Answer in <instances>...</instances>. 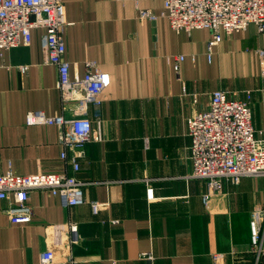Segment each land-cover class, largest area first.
I'll return each mask as SVG.
<instances>
[{"label": "crops", "instance_id": "1", "mask_svg": "<svg viewBox=\"0 0 264 264\" xmlns=\"http://www.w3.org/2000/svg\"><path fill=\"white\" fill-rule=\"evenodd\" d=\"M63 3L72 23L64 32L71 78L83 77L87 60L110 74L100 106L87 110L99 139L84 145L74 172L60 157L63 149L71 155L60 141L62 127L26 124L33 110L73 117V103L61 101L56 68L43 63L42 29L32 30L28 45L0 50V170L65 172L88 182L83 203L69 207L48 190H32L29 221L11 220L0 199V264H60L68 250L79 264H264L250 252L249 226L253 207L264 208V177L244 176L236 185L223 180L204 204L207 182L190 176L186 122L208 108L213 91L242 98L249 90L252 123L264 137L257 54L264 32L249 24L222 34L208 56L210 30L175 32L161 15L164 0ZM139 9L156 19H139ZM177 55L184 56L178 72ZM70 224L77 226L75 243ZM45 250L52 262L40 261Z\"/></svg>", "mask_w": 264, "mask_h": 264}, {"label": "built area", "instance_id": "2", "mask_svg": "<svg viewBox=\"0 0 264 264\" xmlns=\"http://www.w3.org/2000/svg\"><path fill=\"white\" fill-rule=\"evenodd\" d=\"M124 1V0H120ZM162 16L175 32L208 29L211 37L207 42L208 56L222 34H232L254 24L258 32H264V0H164ZM148 9H139V19H156ZM72 23L66 19L63 0H0V50L18 45H28L33 29H42L40 48L44 64L57 70V89L63 103H73V117L48 115L42 110L29 111L26 124L58 125L62 127L60 141L71 150L60 152L68 159L74 172L80 168L78 158L83 155L84 145L98 140L91 121L87 117L89 105L100 106L101 93L110 85V74L99 69L94 60L84 62L83 77L70 76V63L65 57L64 32ZM264 78V48H258ZM183 55L176 56L174 69L179 70ZM22 72L27 65L19 66ZM252 94L238 98L228 90L217 89L211 93L208 108L187 117L190 144L187 156L191 162L190 176L203 178L207 191L202 195L204 204L222 190L223 180L238 184L244 176H264V137H259L252 123L250 101ZM88 184L73 174L65 172L15 174L11 169L0 170V199L7 200L6 214L11 220L29 221L32 210L28 204L34 189L48 190L57 196L63 206L83 203L82 187ZM147 196H153L148 187ZM94 209L96 204H93ZM250 252L256 261L264 258V208L256 205L249 222ZM72 243L77 242V226L69 225ZM144 256L146 254H143ZM53 252L45 250L40 255L42 263L53 261ZM147 258H152L147 255ZM60 264H79L71 250L63 256Z\"/></svg>", "mask_w": 264, "mask_h": 264}, {"label": "rangeland", "instance_id": "3", "mask_svg": "<svg viewBox=\"0 0 264 264\" xmlns=\"http://www.w3.org/2000/svg\"><path fill=\"white\" fill-rule=\"evenodd\" d=\"M183 91H184V88H183ZM258 177V176H257ZM259 177H264V176H259ZM255 207V206H254ZM254 207H253V209H254ZM253 211V210H252ZM252 213V212H251Z\"/></svg>", "mask_w": 264, "mask_h": 264}]
</instances>
